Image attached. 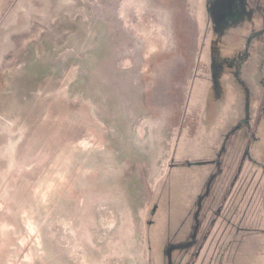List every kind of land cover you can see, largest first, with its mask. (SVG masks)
I'll list each match as a JSON object with an SVG mask.
<instances>
[{
    "label": "rangeland",
    "instance_id": "rangeland-1",
    "mask_svg": "<svg viewBox=\"0 0 264 264\" xmlns=\"http://www.w3.org/2000/svg\"><path fill=\"white\" fill-rule=\"evenodd\" d=\"M208 2L0 14V264H229L226 198L249 190L224 179L259 125L264 9L232 54Z\"/></svg>",
    "mask_w": 264,
    "mask_h": 264
},
{
    "label": "crops",
    "instance_id": "crops-1",
    "mask_svg": "<svg viewBox=\"0 0 264 264\" xmlns=\"http://www.w3.org/2000/svg\"><path fill=\"white\" fill-rule=\"evenodd\" d=\"M18 1L0 0V14L3 15L4 11H8L10 6ZM261 9H264V0H245L242 7L236 6L234 8L238 17L234 21L223 23L216 30L219 33L217 34L218 37L228 43V50L232 54L238 52L235 46H240V43L244 40V29L253 30V27L262 21ZM247 57L245 55L243 61H246ZM261 57L264 59V52L261 53ZM240 65H243V62L239 63V68ZM237 74H239V71ZM263 74L261 77H263ZM261 83H263V92L262 96L258 99L259 109H257L253 116L259 117V125L248 127L243 132L241 140L242 146L247 144L251 148L254 147L251 150V156L249 157V154L246 153L241 158L243 151L242 146H240L241 150L238 149L237 155L231 163L230 171L224 179L226 186H237L238 181L245 176L246 178L242 182L247 183V191L249 190L247 193L249 199L242 198L239 206L237 204L240 202V196L227 194V210L235 207L234 217L224 218L223 216L226 234V238L223 241L225 251L223 252V260L227 258L226 260L229 264H264V180H262L264 179V147L260 146L264 143V130L263 133L259 132L260 127L264 126V77ZM219 104L221 103L213 101L211 105L212 111H215ZM246 168L247 172L245 173ZM239 177L240 180H238ZM258 178L260 179L259 182H257ZM221 199L219 198L216 201L213 209H216ZM224 209L225 205L222 206V214H224ZM244 210L249 213L251 221L241 220L238 217L240 212H245ZM219 215L220 212L218 211L213 223L218 220ZM197 254L198 252L193 255L192 259Z\"/></svg>",
    "mask_w": 264,
    "mask_h": 264
},
{
    "label": "flooded vegetation",
    "instance_id": "flooded-vegetation-1",
    "mask_svg": "<svg viewBox=\"0 0 264 264\" xmlns=\"http://www.w3.org/2000/svg\"><path fill=\"white\" fill-rule=\"evenodd\" d=\"M214 0H209L208 11L209 17L214 19L215 24L218 28L226 22L234 21L238 14L234 10L236 6L242 7L245 0H219L218 2H213Z\"/></svg>",
    "mask_w": 264,
    "mask_h": 264
},
{
    "label": "bare ground",
    "instance_id": "bare-ground-1",
    "mask_svg": "<svg viewBox=\"0 0 264 264\" xmlns=\"http://www.w3.org/2000/svg\"><path fill=\"white\" fill-rule=\"evenodd\" d=\"M50 14H51V13H50ZM156 99H158V96H157V98H156ZM3 225H4V224H3ZM1 227H2V226H1ZM5 227H6V226H5ZM5 227H4V228H5ZM7 229H8V227H7ZM3 234H4V232H3ZM7 234H8V233H7ZM7 234H6V235H7Z\"/></svg>",
    "mask_w": 264,
    "mask_h": 264
}]
</instances>
